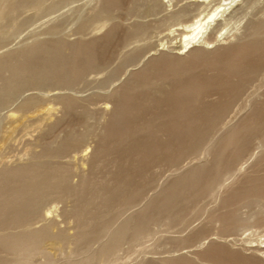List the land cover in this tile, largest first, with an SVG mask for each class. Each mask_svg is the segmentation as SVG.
<instances>
[{
	"label": "bare ground",
	"instance_id": "obj_1",
	"mask_svg": "<svg viewBox=\"0 0 264 264\" xmlns=\"http://www.w3.org/2000/svg\"><path fill=\"white\" fill-rule=\"evenodd\" d=\"M6 1L0 0V11H3ZM46 1L16 0L17 11L30 8L37 12L31 15L33 18L29 16L32 19H15V22L22 24L44 16H48L44 23L65 22V12L50 17L61 7L46 10ZM117 1L87 0L83 6L86 9L79 14V19L96 10L115 12L122 8ZM239 1L242 6L229 12L236 0L221 4L214 2L215 7L211 11L189 23L182 18L196 10L200 5L197 0L177 5L176 9L165 11L161 17L151 21L144 18L160 14L163 2L127 1L126 8L129 9L144 3L136 5L133 13L126 14L127 18H134L126 28L128 39L148 38L152 33L150 28L160 27L165 22H186L180 23L182 28L178 32L182 35L183 50L177 53L161 51L157 56L134 54L135 51L129 50L133 53L126 58V66L137 68L123 71L126 74L123 82L103 94L112 101L109 107L91 108L93 102H89L86 96H50L52 100L67 103L61 105L60 117L81 111L87 119L95 121V128L90 129L86 125L79 131L72 129V140L87 143L86 146L76 142L62 143L64 134L55 141L59 146L56 150H30L26 162L0 170V264H32L31 260L40 247L42 227L51 229L59 225L50 217L53 212V208L47 207L50 203L64 204L60 215L69 227L63 230L74 232H69L63 241L51 242L64 259L57 264H116L118 251L124 243L135 245L145 237L154 240L141 254L164 250L169 255L154 260L139 256L141 264L152 261L163 264H264V169L256 167L264 162V6L261 7L258 0ZM68 10L72 13L74 8ZM231 22H234V27L225 36L215 34L217 27L225 28ZM196 42L202 46H195ZM74 43L69 41L65 50L48 48L50 54L45 65L28 66V76L46 78L53 66L62 61L68 63ZM100 63L92 65L97 67ZM16 72L15 69H7L0 73V92L4 93L0 106L13 99L7 79ZM69 72L66 70L65 76H69ZM251 84H257L263 90L254 96L252 102L245 100L243 108L247 109L246 112L231 124L227 116L230 97ZM43 93L41 90L39 97H45ZM167 100L175 104L171 103L169 112H161ZM50 112L48 110V114ZM126 113H131L133 118H127V123H124L121 115ZM114 125L121 126L123 131L109 139L106 134L107 140H104V130ZM172 127L174 133L164 131ZM147 131L153 133L146 134ZM156 145L164 153L168 152L166 149L175 147L176 151L171 153L176 155L167 167L171 172L180 168V161L185 157L198 162L180 173H173L164 182L154 178L143 184V173L138 168L126 169L124 165H138V162L153 159L161 153ZM121 146H133L134 149H131V156L123 150L126 151L125 156L116 160L112 156ZM189 147L193 150L186 152ZM106 157L110 158L109 163L105 162ZM243 160L249 162L250 167L243 166ZM97 171L101 174L98 175ZM73 176L77 179L73 180ZM208 195H214L216 208L206 222L180 235L159 234L156 238L157 228L179 226L177 224L186 218L193 206ZM53 207L57 208L56 205ZM133 207H137L136 210H132ZM37 222L41 224L36 226ZM246 231L249 233L244 235ZM212 234L216 238L207 239ZM228 235L235 237L228 240ZM99 241L102 242L97 244ZM252 242L257 244L249 245ZM185 248L192 249L182 251ZM54 262L49 260L44 264Z\"/></svg>",
	"mask_w": 264,
	"mask_h": 264
},
{
	"label": "rangeland",
	"instance_id": "obj_2",
	"mask_svg": "<svg viewBox=\"0 0 264 264\" xmlns=\"http://www.w3.org/2000/svg\"><path fill=\"white\" fill-rule=\"evenodd\" d=\"M86 1L87 0H67V1L66 0H57V1L56 0H48V1H46L45 5H44V8L46 10L48 8L52 9L53 7H56V6L61 7L59 9L60 11L58 10L57 12H55L53 14L51 13L50 17L55 16L61 12H65V14H67L65 16V18H66L65 22H63V23L57 22L56 24L54 22L53 23H44L43 21H45L48 18V16L40 17L36 21L30 20V22L29 21L23 22L22 24L20 22V24H18V22H15V19H17V21L23 20V19H32L33 17L31 15L34 16L37 11L35 9H30V8H25V9L17 11L15 8L16 0H13L12 2L10 0H7L5 3L6 5L2 8L3 11H0L1 12L0 13V21L2 20L0 22L1 23L0 24V55H1L0 56V73L1 72L4 73L5 70H7V69L8 70H14V69L17 70V72L14 76H10L7 79V86L9 88V91L11 90L10 94L14 95L13 99L8 100L7 102H4L0 106V122H1L0 127H2V128H0L1 129L0 130V133H1L0 134V162H1L0 163V170H4L5 168L12 166V165H16L19 163L26 162L28 160L29 155H30V153H29L30 150H31V152L33 151V149H36V148H38L39 150L41 148L56 150L59 146L55 145V141L59 137H61V135L63 136L65 134V137L61 140L62 143H65V144L69 143V142L75 143L76 140H72L73 131L82 130L84 128V126H86V125L88 127H90V129L95 128L94 127L95 121L93 119H90V118L87 119L84 112H81V111L74 112V113L72 112V113H70L71 115L67 114L66 115L67 117L66 116L60 117L61 116V112L59 111L60 107H61V105H64V106L67 105V103L64 102L63 100H57V101L52 100V99H50L51 95L61 94V95H66V96H76V95L77 96L78 95L84 96V97L86 96L89 99V102H93V104L90 105L91 108L97 109V108L104 107V106L109 107L111 105L112 101L109 98H106L105 96H103V94L109 92L112 88L120 85L123 82V80L126 76V74L123 73V71H126V69H127V71H130V70L137 68L136 66H126L127 65L126 58L131 53H133L135 51L136 53H134V54H144V56H150V55L151 56H157L161 51H165L168 53H177L179 51H182L183 50V49H181L182 48V46H181L182 35L178 33V32H180V30L182 28V25H180V23H186V22L189 23V22L193 21L196 17L199 18L200 16H203L204 14H206V12L211 11V9H213L215 7L214 2L221 4V3L229 2L230 0L229 1L228 0H215L213 2H209V0H197V2L200 3V5L197 6L196 10L192 11L191 15L182 18V20L186 21V22H165V24L160 26V27H159V25H156L155 27L150 28L149 30H150V32H152L150 37L145 38L144 36H139V37H135L133 39L127 38L126 28L134 20V18H127L126 14H129L130 12L133 13V8L136 5H141L144 3L135 4L133 6V8L129 9V8H126L128 0H119V1H117V3L120 4V6H122V8H118L115 12L107 13V12L102 11V10H96L91 15H89L88 17H83L82 19H79V14L86 9L85 7L83 8ZM160 1L163 2V5H164L163 11L158 15H147L144 18L145 20H148V21L154 20L156 18L161 17V15H163L165 13V11L167 12V11L174 10L180 5H183V4L192 2V1H196V0H160ZM9 2H11V3H9ZM62 2H65V3H62ZM56 3H61V5L60 4L56 5ZM258 4L261 7H263L264 6V0H258ZM49 5L51 6V8ZM240 6H242L240 4V1L236 0L235 4H233V6H231V8H229V10L227 12H229L230 10L235 9L237 7H240ZM70 7L74 8V11L72 13H71V11L68 10ZM143 7L146 8L147 5H146V7L145 6H143ZM4 9H6V10L4 11ZM6 11H8V13H6ZM11 11H13V12H11ZM3 12H5V13H3ZM8 14H10V16H8ZM3 15H5V16H3ZM1 16H3V17H1ZM29 16L32 18H29ZM6 18H7V20H6ZM10 18H12V19H10ZM102 18L103 19L106 18V20L105 19L103 20ZM8 19L10 20V22L8 21ZM99 21L101 24L99 23ZM104 22L107 24H104ZM10 23H12V24H10ZM237 23L238 22H236V24ZM2 24H4V26ZM233 24H234V22H231L225 28L217 27L214 32L217 31L215 33L217 36H219V35L225 36V34L227 32H229L234 27ZM81 25H82V27H81ZM103 25H106V26H103ZM15 28H17V31H14ZM52 30L54 31L53 33H52ZM5 31H7V32H5ZM18 31H20V32H18ZM44 31H47V33L46 32L44 33ZM56 32H58V33L56 34ZM86 32H88V34ZM8 34H10V35H8ZM42 38L43 39L45 38V39L43 40ZM69 41L70 42L72 41L75 43H74V45L71 46V48H72L71 53H73L74 56H73V54H71L72 56L70 55L71 58H70V61L68 63L65 61H62L61 62L62 64L59 62L58 64L53 66L51 68V70L49 71L48 77H46V78L28 76V74H29V71L27 68L28 66H30V65H32V66H36V65L44 66L46 63V59L49 57L51 48H61L62 50L63 49L65 50L66 48L69 47V45H68ZM86 45H87V47H86ZM123 45H124V47L121 51V47ZM194 45L195 46H202L200 42H196V43H194ZM95 46H96V48H95ZM48 48L50 49L49 51L47 50ZM87 49H89V50H87ZM13 50H14V53H13ZM18 50H20V51H18ZM129 50L130 51L133 50V52L129 53L130 52ZM1 52H2V54H1ZM33 52H36V53H33ZM119 52L121 53L120 55H119ZM5 55H7V56H5ZM21 55H23V56H21ZM92 56H94V57H92ZM11 58H13V59H11ZM6 61H8V62H6ZM10 61H12V62H10ZM95 62H98V63L101 62V63L99 64V66L96 67V66L92 65ZM68 65H70V66H68ZM56 68H57V70H56ZM98 68L100 70H98ZM101 69H103V70H101ZM66 70L70 71L69 76H67V75L65 76L64 73ZM117 73H118V75H117ZM47 84H49L50 86L49 87L46 86ZM60 86H62V87H60ZM77 86L80 88H78ZM20 87H21V89H20ZM54 87H56V88H54ZM41 90H44L43 95L45 97H43V98L39 97V94H41ZM261 90H263V88H261V87L259 88V85L251 84V85H248L247 87H245L244 89H242L241 91H239L238 93H236L235 95H233L232 97H230V100L228 103H231V104H230V108L228 107L227 116L229 117L231 124L234 123L243 113L246 112L247 109L243 108V103L245 102V100L247 99V100H250L252 102V99L254 98V96L257 93L261 92ZM14 91H17V92H14ZM14 93H16V94H14ZM1 95H2V97H4L3 96L4 93L0 92V99L2 98ZM169 101H171V100H169ZM28 102H29V104H28ZM56 102L58 103L57 105H56ZM30 103H31V105H30ZM165 103H164L165 105L163 106V108L160 109L161 112H164V111L169 112L170 110H172V107L170 105L175 104L174 101H171L168 103V100ZM26 104H28V106H25ZM7 105H9V106H7ZM22 106H23V109H22ZM48 110H51L50 114H48ZM153 111H154V109L151 111V113H153ZM18 113H20L19 114L20 116L18 115ZM31 117H32V119H30ZM228 117H226V118L228 119ZM18 118H19V120H18ZM61 118L63 120L65 119V120L63 121ZM127 118L128 119L133 118L132 114L126 113V114L121 115V119L123 120L124 123H127ZM20 119L22 120V122ZM77 119H79V120H77ZM69 121H70V123H69ZM65 122H67V123H65ZM28 123H30V125H28ZM40 123H41V125H40ZM56 123H57V125H56ZM68 123H69V126H68ZM128 123H129V121H128ZM71 124H73V125L71 126ZM37 125H39V127ZM44 125H46V126H44ZM63 125H64V128H63ZM74 125H75L76 129L74 128ZM40 128H41V130H39ZM72 129H74V130L72 131ZM43 130L44 131L46 130L45 133H41V132H44ZM51 130H52V132H51ZM69 130H70V132H69ZM122 131H121V126H119V125H114L113 127H108L107 129L104 130L105 133H103L104 140L106 139L107 136H108L107 139L114 138L115 136H119ZM164 131L166 133H174L173 127L172 128H165ZM151 132L153 133V131H150V132L147 131L146 134L147 133L152 134ZM108 133H111V134H108ZM56 134L58 136H56ZM106 134H107V136H106ZM157 134H159V133H157ZM66 135H67V137H66ZM6 136H8V137L6 138ZM42 136H43V138H42ZM5 139H6V141H5ZM34 143H37V144H34ZM76 143H78V144L82 143L85 146L87 144V143L85 144L81 141L76 142ZM105 146H107V148H108V145H105ZM113 146H114V144L111 145L110 148H112ZM133 146H131V148L129 146H121L119 149L115 150V152L116 151L117 152L112 157H116V160H119L120 158L124 157L126 151H123V150H127V154L129 156H131V149H134V147H135V146L134 147ZM156 147H157V150H159L161 153L159 152L160 154L153 156L152 157L153 159H149L145 163L138 162L139 163L138 165H133V164L124 165V168H126V169L138 168V171H141L144 175V179L142 181L143 184L144 183L147 184L148 182H150L154 178L155 179L159 178L160 182L161 181L164 182L165 179L171 177L173 175V173L174 174L180 173L181 171H183V169H188L189 167H191L192 165H194L198 162V160H195V159L193 160V159H190L189 157H185L180 161V164H179L180 168L174 172H171L167 169V167L169 165L168 163H170V161H172V159H174V157L176 155L173 153V156H172V153H171V151H173V152L176 151L175 147L174 146L170 147L171 150L169 148L166 149V151H168L167 153L162 152L163 150H160L158 148V145H156ZM178 148H179V146H178ZM38 149H36V150H38ZM180 149H182V148L180 147ZM192 150H193V147H189L185 151L190 152ZM118 153H119V155H117ZM1 159H2V161H1ZM109 161H110V158L106 157L105 162L109 163ZM242 162H243L242 163L243 166L250 167L249 162H246L244 160ZM103 167H104V164H103ZM256 167H257V169H264V162H262V163L260 162V164H258V166H256ZM104 169H105V167H104ZM99 171H101V169H99ZM99 173L100 172L97 171L98 175H99ZM72 178H73V180L77 179V177H75V176H73ZM129 180H131V179H129ZM150 193H152V192L150 191ZM198 203H199V205H198ZM198 203L193 206V208L188 213L186 218L184 220H182L179 224H177L179 226H174L171 228H166V227L157 228L156 229V235H155L156 238L159 236V234H160V236L161 235H167V234L168 235H180V234H183V233L189 231L192 228L201 226L204 222H206L207 219L209 218V216L212 214V212L216 208V201H215L214 195H208L205 198H203L202 200H200ZM53 205H56L57 208L53 207ZM63 205H64L63 203H53V204L50 203V204H48L47 207L49 209L53 208V212L50 213V217L53 218L56 222H58L59 225L57 227H54L51 229L42 227V229L40 231V239L38 242L39 243L38 245L40 247H39L37 253L33 256L32 260H31L32 264H44V263H46V261H49V260L55 261L54 264H57V263H60L64 260L63 258L60 257V253L57 250H55L54 246H52V244H51V242H53V241L54 242L63 241V239L66 237V235L69 232H70V234L74 233L73 230H69V231L67 230L68 233H66V231L63 230V228L66 229L67 227H69V225L64 221L63 217L60 215L61 214L60 210L62 209V207H64ZM133 208H132V210H136L137 207H133ZM40 224H41L40 222H37L36 226H39ZM181 230H183V232H180ZM248 233H249V231H246L244 235H247ZM212 236H213V234L209 235L208 236L209 238L207 237V239L212 238ZM228 236H227L228 240L231 238L233 239L235 237V236L233 237V235H228ZM213 238H216V236L214 235ZM153 240L150 239L149 237H145L141 241H139V243H137L135 245H132L129 243H124L121 246V249L118 251L119 253H118V259H117L116 264H137V263L141 264L139 256H145L147 258H151L154 260L156 258L169 255L167 252H164V250H160V251H156V252H154V250H152V252H146V253L141 254L140 252L146 251L145 249H147V246ZM101 242L102 241H99L97 244H99ZM251 244H252V246H255L257 243L252 242L249 245H251ZM185 249L182 251H187L188 248H185ZM191 249L192 248H190L188 250H191ZM150 264H163V263L160 261H152Z\"/></svg>",
	"mask_w": 264,
	"mask_h": 264
}]
</instances>
